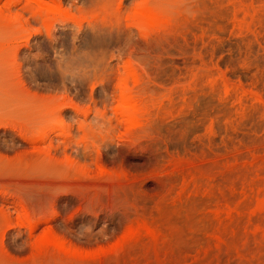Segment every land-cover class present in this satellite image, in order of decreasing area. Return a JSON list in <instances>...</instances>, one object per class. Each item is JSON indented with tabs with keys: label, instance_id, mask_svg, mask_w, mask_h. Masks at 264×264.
<instances>
[{
	"label": "rangeland",
	"instance_id": "obj_1",
	"mask_svg": "<svg viewBox=\"0 0 264 264\" xmlns=\"http://www.w3.org/2000/svg\"><path fill=\"white\" fill-rule=\"evenodd\" d=\"M4 224H74L108 264H264V0H0Z\"/></svg>",
	"mask_w": 264,
	"mask_h": 264
},
{
	"label": "bare ground",
	"instance_id": "obj_2",
	"mask_svg": "<svg viewBox=\"0 0 264 264\" xmlns=\"http://www.w3.org/2000/svg\"><path fill=\"white\" fill-rule=\"evenodd\" d=\"M138 111L135 105L126 104L121 120L128 125H134L137 122ZM100 173H105V169H100ZM41 197L44 199L43 196ZM25 217L26 219L29 217L27 212ZM22 227H25L26 231ZM63 229L66 233H70L75 230V225L18 224L13 226L4 224L0 226V264H97V262L108 264L105 263L107 259H104L105 252L93 251L89 247V241H86L84 247L71 245L66 237L58 234L57 231H63ZM37 231L39 233H36Z\"/></svg>",
	"mask_w": 264,
	"mask_h": 264
}]
</instances>
